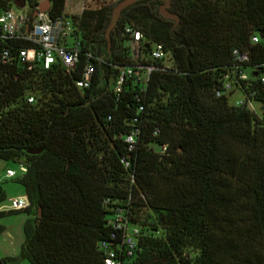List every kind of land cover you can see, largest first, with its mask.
<instances>
[{"label":"trees","instance_id":"obj_1","mask_svg":"<svg viewBox=\"0 0 264 264\" xmlns=\"http://www.w3.org/2000/svg\"><path fill=\"white\" fill-rule=\"evenodd\" d=\"M48 1L51 18L64 14L65 0ZM117 1L72 15L80 51L102 59L88 88L74 85L83 55L69 71L0 63V159L25 166L16 181L30 215L18 253L2 264H103L107 206L128 198L145 232L133 264H264V84L248 86L259 113L215 96L233 48L246 50L244 67L264 64V0H170L175 25L158 13L161 0H138L121 10L108 44ZM124 25L171 54V70L153 71L145 91L130 79L113 90V65L130 63ZM10 44L0 39V50Z\"/></svg>","mask_w":264,"mask_h":264},{"label":"built area","instance_id":"obj_2","mask_svg":"<svg viewBox=\"0 0 264 264\" xmlns=\"http://www.w3.org/2000/svg\"><path fill=\"white\" fill-rule=\"evenodd\" d=\"M15 1L0 0V39L12 43L0 50V63L9 64L16 61L29 65H39L43 69L56 64L65 71H69L80 63V55H83L84 59L80 67L79 77L74 80V85L80 89L88 88L95 73L93 61L101 62L102 59L90 51H80L79 42L76 38L72 42H68L67 39L76 29V21L72 18L73 14L71 16L63 14L51 18L47 10H39V4L43 0L31 2L24 0L22 7L16 6ZM121 36L125 40L130 63L123 66L113 65L117 68L114 91H119L126 79H130L139 91H145L147 80L153 71L171 70V54L161 43L145 39L143 34L132 25H124ZM257 40V35L251 36L252 42ZM16 43H25L26 45L20 46ZM230 55L231 65L222 75L220 86L215 90V96L222 94L229 96L235 87L239 88L244 93V99L236 101L234 105L244 106L254 113H259L261 103L253 99L257 95V89L248 88V86H252L251 83L254 78L260 84H264V64L252 67L253 73L251 76H247L242 72L248 61L246 50L235 47L231 50ZM244 88H248L247 92L244 91ZM26 100L32 102L33 97L28 95ZM252 101L258 103L257 110H255ZM138 110H142L141 105ZM138 135L139 128L135 126L124 137L128 151L133 150ZM164 148L161 146L159 150L163 151ZM120 161L124 167L129 165L124 158H121ZM19 171L20 173L25 171V166L21 163H19ZM4 175L5 177H12L14 171L7 168ZM130 177V181L133 182L132 175ZM8 202L9 210H20L28 205L25 195L10 198ZM104 202L108 203L109 201L106 199ZM107 209L109 213L107 214L106 225L110 228L108 234L110 241L102 239L97 242V247L102 254V263L133 264L139 249L137 239L145 235V232L141 230L142 227L137 221L131 220L133 215L131 214L130 198L125 201H113L111 206H107Z\"/></svg>","mask_w":264,"mask_h":264},{"label":"rangeland","instance_id":"obj_3","mask_svg":"<svg viewBox=\"0 0 264 264\" xmlns=\"http://www.w3.org/2000/svg\"><path fill=\"white\" fill-rule=\"evenodd\" d=\"M110 1L112 0H65L63 12L71 16L72 14H79L83 7H98ZM73 39H75V36L71 35L67 40L70 43ZM242 72L249 76L251 74V68L244 67ZM243 99L244 93L239 88L235 87L232 94L227 96V103L229 105H234L236 101ZM252 104L255 110H257L259 107L258 103L252 101ZM19 163L20 161L0 159V189L4 194L3 200H0V208L2 209L1 211H3V213L0 214V225L3 226V231L0 233V259L18 253L19 246L24 238L22 225L25 219L30 216L23 209L15 211L8 209V199L24 195L23 187L16 181L17 177L20 175ZM7 168L14 171L12 177H5L4 172ZM17 264L30 263L26 260H22Z\"/></svg>","mask_w":264,"mask_h":264},{"label":"water","instance_id":"obj_4","mask_svg":"<svg viewBox=\"0 0 264 264\" xmlns=\"http://www.w3.org/2000/svg\"><path fill=\"white\" fill-rule=\"evenodd\" d=\"M136 1L138 0H118L111 8L110 22L104 32V38L106 39L108 44H109V31L115 26L121 10ZM23 3L24 0L15 1V5L18 7H22ZM169 5H170V0H161V3L158 5V13L165 19L173 20V25H175L178 21V16L177 14L171 12L168 9ZM47 9H48V1L47 0L41 1L39 4V10L46 11ZM257 34L260 39H264V30L257 31ZM26 152L30 154H36L40 152V150L27 149ZM39 215H40V209L37 211V217ZM0 264H2L1 260H0Z\"/></svg>","mask_w":264,"mask_h":264}]
</instances>
